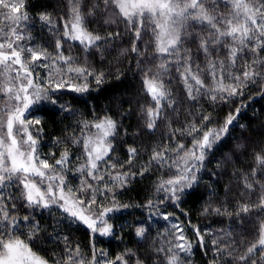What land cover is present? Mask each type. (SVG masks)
<instances>
[{
	"label": "trees",
	"instance_id": "16d2710c",
	"mask_svg": "<svg viewBox=\"0 0 264 264\" xmlns=\"http://www.w3.org/2000/svg\"><path fill=\"white\" fill-rule=\"evenodd\" d=\"M74 3L75 0H23L21 12L26 13L28 19L21 25L26 34L21 44L46 49L55 56V42L61 40L64 56H71L76 65L92 73L86 79L70 82L86 83L87 91L76 92L66 85L50 92V99L34 105L26 117L33 122L40 121L29 129L37 140L36 149L41 159L47 158L51 165L62 153H68L67 167L72 171L67 173L66 181L73 190L79 187L81 180H87L100 189L92 207H120L108 216L111 234L98 236L58 207H29L21 190L9 186L0 190V194L16 197L6 201L16 205L15 209L9 207L10 214L19 221L15 235L49 264L63 261L67 256L65 249L74 251L77 246L85 261L92 259L95 252L97 264L121 255L127 264H168L173 252L178 255L180 264H248L238 257L246 254V247L257 238L259 225L264 222V208L258 206L264 196L261 187L264 175L254 158L255 154L264 151V79L247 82L243 96L209 93L206 87L194 91L196 99H191L173 58L155 52L151 28L142 27L137 39L135 25L115 15L112 9L106 10L102 0H80L79 5L87 31L105 38L97 42L99 47L85 49L79 42L64 38V25L71 21ZM216 5L214 12L211 0L205 7L210 14H227L230 9V3L225 0H216ZM206 35L204 25L187 21L181 32L180 57L183 58L187 49L193 60L204 68L206 60L199 44L200 37ZM133 46L136 51H132ZM217 48L219 51L212 58L226 60L227 49ZM252 60L264 64V50L255 56L247 53L245 60L237 59V65ZM165 62L167 70L159 67ZM260 64L255 67L259 69ZM237 70L232 69L233 72ZM38 72L40 82L44 83L45 69H38ZM96 76H100V83H96ZM154 76L163 82L169 95L160 101V116L155 119V126L148 128L147 109L155 108L156 102L144 81ZM201 79L206 86L212 84L207 75H202ZM230 82L225 80V83ZM213 94L215 100L211 99ZM237 108L240 109L238 114ZM230 113L235 119L211 149L205 150V158L192 187L178 193V200L168 199L167 193L157 191L160 182L170 178L174 170L153 161V152L162 147L174 149L178 144H183L185 150L191 148L193 136L186 130L193 125L201 131L217 130ZM104 118L111 119L116 125L114 135L110 137L112 150L105 158H110L109 163L116 167H103L113 175L127 173L128 179L122 185L113 184L108 175L97 184L75 171L84 163L85 157L81 144L73 141L83 139L82 130L86 135L93 132V128H85L86 123L92 125ZM130 149L136 150L134 156L130 155ZM166 155L171 163V158L177 154L169 152ZM246 182L252 183L253 188L248 189ZM105 184L111 191L104 188ZM162 197L165 198L163 203ZM83 199L88 202L87 193L83 194ZM150 203L151 208L148 207ZM125 205L127 207H123ZM243 205H248L249 211H242ZM165 214L168 219L163 218ZM24 216H28L27 221L23 220ZM174 224L183 229L185 240L175 239L180 233ZM141 226L145 229L144 235L137 236L136 229ZM177 243L190 244V251L176 249ZM251 259L256 264H264V250L254 252Z\"/></svg>",
	"mask_w": 264,
	"mask_h": 264
},
{
	"label": "snow or ice",
	"instance_id": "6c2138e0",
	"mask_svg": "<svg viewBox=\"0 0 264 264\" xmlns=\"http://www.w3.org/2000/svg\"><path fill=\"white\" fill-rule=\"evenodd\" d=\"M230 3L227 14H210L205 7L208 0H102L106 10L112 9L113 13L122 17L127 23L135 25L134 33L140 38V29L151 28L155 52L165 57H172L173 63L180 72L188 89V96L196 99L193 92H199L202 88H208L209 93H225L227 96H243V89L247 82H255L257 78L264 79V64L259 60L251 63L237 65V59L245 60L246 54L251 52L254 56L258 51L264 50V0H225ZM80 0H75L72 7V18L64 25V38L78 41L88 47H99V41L104 40L100 35L88 32L83 24V16L80 12ZM23 0H0V190L9 186L21 190L20 194L29 207L51 208L59 207L77 222H83L92 233L109 235L112 225L108 224L105 216L118 210L119 205L107 207L89 212L91 205L96 204V195L100 189L87 180H81L78 188L73 190L66 181L67 173L72 169L67 167L69 156L67 152L61 154L54 164H49L48 159L40 158L37 153V140L29 131L30 126L39 124L28 119L25 113L41 100H49V93L66 85L76 92L87 91V84H72L74 79H86L92 75L86 68L75 64L71 56H64L61 50V40H56V55L53 56L46 49L25 47L21 41L26 39L21 25L28 19L27 14L21 12ZM95 7V5L93 6ZM211 7L215 11L216 0H211ZM91 14V12H89ZM194 21L205 26L207 35L200 37L199 50L204 53L205 67L188 54L180 57L182 47L181 32L185 29L187 21ZM6 21V23H4ZM227 49L225 59L214 60L213 54L217 48ZM132 51H136L133 46ZM260 64L258 69L255 65ZM62 65V66H61ZM160 68L167 70V62L161 63ZM238 70L233 72L232 69ZM38 69H45L44 83L40 82ZM35 73V75H34ZM202 75H207L212 84L206 86ZM102 76V73L100 74ZM100 76H96V83H100ZM230 83H225V80ZM144 83L153 101L155 108L149 107L147 115L148 128L155 126V119L160 116L161 100H166L169 93L164 84L156 76L146 78ZM223 98V97H222ZM215 100L216 95H211ZM170 106V105H169ZM239 108L235 109L238 114ZM207 119V117H202ZM235 116L229 114L225 123L217 130L208 129L201 131L193 125L186 130L193 136L192 147L185 150L183 144H178L174 149L162 147L160 151H154L152 160L157 164H166L173 169L170 178L160 182L157 191L168 194V199H179L178 193H183L186 188H191L196 181V172L202 166L205 158V150H210L212 145L228 131V125L232 124ZM95 128L93 135H86L81 131L82 140H74L80 143L84 150V163L75 169L84 177H90L97 184L108 175L109 180L121 185L128 179L127 173L113 175L104 165L114 169L115 164H110L105 159L112 150L111 141L108 139L114 135L115 122L104 118L92 125L85 124V128ZM39 131V130H37ZM194 133H200L199 136ZM130 155H135V149H130ZM175 152L177 155L171 158L166 153ZM255 160L262 169L264 175V151L255 154ZM79 159V157H77ZM131 163V158L129 159ZM252 175H256L253 169ZM38 181V182H37ZM248 189L253 188L252 183L246 182ZM264 188V185H261ZM107 191H111L108 184L104 185ZM88 194V202L85 203L83 194ZM79 194V195H78ZM16 199L14 195L7 197L0 194V264H49V261L33 251L32 247L15 235V229L19 221L14 214H10L9 207L15 209V203L9 205L6 201ZM161 198V203L164 201ZM259 207L264 208V196H261ZM123 207H127L126 205ZM148 207H153L150 203ZM242 211H249L248 205H243ZM219 211V210H217ZM168 219L167 214L163 216ZM24 221L28 216L23 217ZM100 225L98 227L97 225ZM174 228L180 233L175 239L185 240L183 229L174 224ZM143 226L136 229L137 236H143ZM257 238L246 247V254L240 255V261L248 264H256L250 256L258 250H264V222L259 225ZM197 234H199L197 230ZM35 235V231L32 236ZM30 236V239L32 238ZM66 239V238H65ZM202 240V237H201ZM175 248L183 252H189L191 245L184 243L175 244ZM219 250V249H218ZM67 256L63 261L55 264H97L96 254L92 259L85 261L82 258L79 246L73 251L65 249ZM164 251V249H160ZM171 251V249H169ZM105 256V253H101ZM127 264L124 256H117L114 260L107 259L102 264ZM168 264H180L178 255L173 254L168 258Z\"/></svg>",
	"mask_w": 264,
	"mask_h": 264
},
{
	"label": "rangeland",
	"instance_id": "374dc122",
	"mask_svg": "<svg viewBox=\"0 0 264 264\" xmlns=\"http://www.w3.org/2000/svg\"><path fill=\"white\" fill-rule=\"evenodd\" d=\"M6 22V21H5ZM20 30H22V28L21 29H18V31H20ZM76 42H78V41H76ZM3 99V97H2V95H0V100H2ZM31 109V108H30ZM29 109V110H30ZM29 112V111H28ZM28 112H26L25 113V116H27V114H28ZM100 122V121H99ZM29 131H30V129H29ZM96 132V129L95 128H93V132L91 133V134H89V136L90 135H93V133H95ZM111 137V136H110ZM110 137L108 138L109 140H110ZM109 154V153H108ZM106 158V157H105ZM38 182V181H37ZM56 207V206H55ZM59 208V207H58ZM92 210H96V208H94V207H92L91 206V208L88 210L89 212H92ZM100 210H102V209H100ZM110 215V213H108V215L107 216H105V219L107 220V222H108V216ZM80 223H82L83 224V222H80ZM108 224H109V222H108ZM83 225H85V224H83ZM86 226V225H85ZM98 227H100V225L98 224L97 225ZM87 227V226H86ZM88 228V227H87ZM89 229V228H88ZM90 230V229H89ZM91 231V230H90ZM93 235H98V236H108V235H100L99 233H93Z\"/></svg>",
	"mask_w": 264,
	"mask_h": 264
}]
</instances>
